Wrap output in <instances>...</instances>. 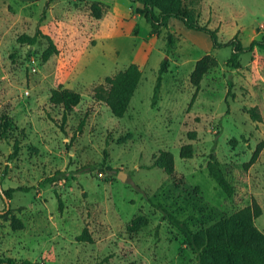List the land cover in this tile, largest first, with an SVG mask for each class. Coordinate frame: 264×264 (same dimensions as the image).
Masks as SVG:
<instances>
[{
	"label": "rangeland",
	"instance_id": "1",
	"mask_svg": "<svg viewBox=\"0 0 264 264\" xmlns=\"http://www.w3.org/2000/svg\"><path fill=\"white\" fill-rule=\"evenodd\" d=\"M90 1L0 0V112L8 115L10 128L9 137L0 139V187L27 188L13 192L8 215L0 197V256L46 264H196L158 203L195 228L255 199L261 214L253 224L264 234V51L255 46L241 53L239 66L231 69V47L213 48L207 35L175 18L150 35L135 12L140 1L95 0L105 6L99 19L90 14ZM182 3L199 25L216 30L220 42L236 35L246 47L264 36V0ZM37 29L34 44L17 41ZM167 31L173 35L170 47ZM43 35L58 49L46 61ZM206 54L210 66L191 101L189 75ZM164 58L168 70L152 106ZM131 62L141 79L123 116L115 117L93 89ZM59 85L80 94L64 122L62 107L49 100ZM252 106L260 121L245 110ZM15 140L19 151L10 158ZM260 142L257 159L246 166ZM186 143L192 157L180 158ZM212 146L234 188L230 197L208 174ZM160 150L173 154L171 175L151 166ZM58 170L75 179L44 183ZM11 215L21 229L11 228ZM137 216L146 225L127 229ZM84 229L91 240L78 239Z\"/></svg>",
	"mask_w": 264,
	"mask_h": 264
},
{
	"label": "trees",
	"instance_id": "2",
	"mask_svg": "<svg viewBox=\"0 0 264 264\" xmlns=\"http://www.w3.org/2000/svg\"><path fill=\"white\" fill-rule=\"evenodd\" d=\"M132 2L140 1L142 7H136L135 12L145 19L150 27V35H157L162 27H166L167 18L172 17L183 23V25L191 30H195L207 35L211 41L213 48L231 47L230 57L228 59V67L231 69L239 66L238 58L241 53L252 50L255 46L264 51V36L260 39H253L248 46H243L236 35L226 42H220L217 39L216 30L206 26L199 25L192 11L183 5L182 0H130ZM104 4L99 1L89 2L90 14L99 19L104 13ZM39 30L34 35L21 34L17 37L19 43L34 44L37 40ZM48 46L42 53V60L46 61L52 54H57L58 49L52 39L43 35ZM166 44L170 47L173 44V35L170 31L166 32ZM211 62L209 54L203 55L197 59L192 71L189 75L190 83L194 86L195 91L191 101L199 88L203 75L208 71ZM264 67V62H263ZM168 70V60L164 58L160 61L158 74L154 86L153 95L151 96V105L154 106L159 99V92L162 83L163 74ZM141 70L138 64L131 62L124 69L115 72L111 76H106L104 81L96 85L93 89V96L97 101L105 103L115 117H122L127 110L128 104L137 89L141 79ZM229 90H231V81H228ZM54 105H59L63 109L62 121L64 122L74 106L80 101V94L73 90L58 86L53 89L49 98ZM245 110L253 121H260L261 115L257 107H246ZM7 114L0 112V139H7L10 135L9 119ZM189 138H194V134L190 133ZM263 143L257 144L252 153L250 160L246 166L252 164L257 159ZM19 151L18 142L15 140L12 145L10 158H13ZM180 158L192 157L191 143L183 144L179 150ZM153 167L163 169V171L171 175L174 172L173 154L167 150H160L155 157ZM207 171L210 177L222 192L230 197L234 188L226 178L219 161L215 154L214 146H212L208 154ZM62 179L63 181L73 180L75 177L69 175L65 171H56L52 176L45 179L44 183H54ZM16 190H27V188H7L0 187V197L3 200L4 195L8 200L12 198V194ZM58 206L62 209V200L58 196ZM157 207L162 212L164 219L176 227L184 236L185 245L195 254L196 264H264V234L260 232L253 224V220L261 214V207L255 199L251 203L230 215L224 216L207 226H199L192 228L184 220L177 218L174 214L166 210L160 203ZM5 214H10V205L6 209ZM147 220L142 216L134 218L127 229L137 230L146 225ZM10 225L13 230L23 227L20 219L11 215ZM79 240H91L84 229L83 233L78 236ZM0 264H46L33 263L28 259L17 261L12 257L0 256Z\"/></svg>",
	"mask_w": 264,
	"mask_h": 264
},
{
	"label": "water",
	"instance_id": "3",
	"mask_svg": "<svg viewBox=\"0 0 264 264\" xmlns=\"http://www.w3.org/2000/svg\"><path fill=\"white\" fill-rule=\"evenodd\" d=\"M120 178L123 179L122 176H120ZM2 197H3V202L5 204V208L7 209L9 207V200L4 195H2ZM2 212H4V211L0 210V213H2Z\"/></svg>",
	"mask_w": 264,
	"mask_h": 264
},
{
	"label": "crops",
	"instance_id": "4",
	"mask_svg": "<svg viewBox=\"0 0 264 264\" xmlns=\"http://www.w3.org/2000/svg\"><path fill=\"white\" fill-rule=\"evenodd\" d=\"M19 1H26V2H29V1H33V0H19Z\"/></svg>",
	"mask_w": 264,
	"mask_h": 264
}]
</instances>
